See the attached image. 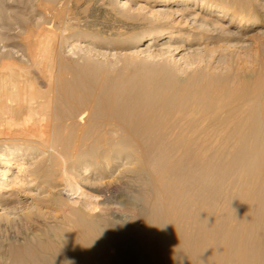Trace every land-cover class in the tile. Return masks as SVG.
I'll return each instance as SVG.
<instances>
[{
    "label": "bare ground",
    "instance_id": "1",
    "mask_svg": "<svg viewBox=\"0 0 264 264\" xmlns=\"http://www.w3.org/2000/svg\"><path fill=\"white\" fill-rule=\"evenodd\" d=\"M252 1L0 0V264H264Z\"/></svg>",
    "mask_w": 264,
    "mask_h": 264
},
{
    "label": "rangeland",
    "instance_id": "2",
    "mask_svg": "<svg viewBox=\"0 0 264 264\" xmlns=\"http://www.w3.org/2000/svg\"><path fill=\"white\" fill-rule=\"evenodd\" d=\"M232 1H234V0H232ZM252 4L255 7L259 6V10L262 13H264V10H263L264 9L263 8L264 7L263 6L264 0H253ZM263 30H264V26H261V27H256V28H252V29L250 28L248 31L243 32L244 34H242V35H245V37H247L246 46L240 45L241 43H239V42H242V39L240 37H235L238 33L236 35H234V37H232L229 41V43H230V45H228L229 47L226 45L227 46V49L225 51V56L227 57V58H225L226 61L224 60V64L223 63L220 64L219 68L222 70L226 66L227 67L232 66L234 59H239L238 57L244 58L248 53H253V51L255 52V49L263 46L264 45V31ZM232 31H237L240 33V31L238 30L237 23H235L232 26ZM226 53H227V55H226ZM237 55H238V57H237ZM239 55H241V56H239ZM228 61H230V62H228ZM27 229H28L27 226L23 225V226H19V227H15L14 229H11V232L13 233V231H14V233L20 234L22 231H27ZM3 237H6V236H3Z\"/></svg>",
    "mask_w": 264,
    "mask_h": 264
},
{
    "label": "clouds",
    "instance_id": "3",
    "mask_svg": "<svg viewBox=\"0 0 264 264\" xmlns=\"http://www.w3.org/2000/svg\"><path fill=\"white\" fill-rule=\"evenodd\" d=\"M71 264H74V262H71Z\"/></svg>",
    "mask_w": 264,
    "mask_h": 264
}]
</instances>
